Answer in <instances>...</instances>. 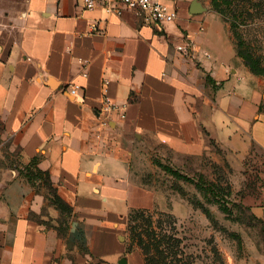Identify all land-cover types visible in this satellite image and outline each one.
Instances as JSON below:
<instances>
[{
	"label": "crops",
	"instance_id": "0c3cea01",
	"mask_svg": "<svg viewBox=\"0 0 264 264\" xmlns=\"http://www.w3.org/2000/svg\"><path fill=\"white\" fill-rule=\"evenodd\" d=\"M163 1L175 9L164 24L82 0H0V264H70L67 251L76 264H145L119 226L143 144L188 154L204 128L242 158L264 149V75L211 1L197 13ZM188 42L191 56L176 48ZM103 79L123 118L99 111Z\"/></svg>",
	"mask_w": 264,
	"mask_h": 264
},
{
	"label": "rangeland",
	"instance_id": "374dc122",
	"mask_svg": "<svg viewBox=\"0 0 264 264\" xmlns=\"http://www.w3.org/2000/svg\"><path fill=\"white\" fill-rule=\"evenodd\" d=\"M222 7L238 25L227 22L230 38L236 41L237 31L264 64V0H230ZM209 18L223 26L222 19ZM226 35L223 29L225 41ZM201 131L199 149L188 154L153 139L130 157L121 240L139 250L145 264H264V149L252 144L242 158ZM66 257L76 264L73 253Z\"/></svg>",
	"mask_w": 264,
	"mask_h": 264
},
{
	"label": "built area",
	"instance_id": "2783aa9c",
	"mask_svg": "<svg viewBox=\"0 0 264 264\" xmlns=\"http://www.w3.org/2000/svg\"><path fill=\"white\" fill-rule=\"evenodd\" d=\"M83 6L85 8H93L98 4L103 5L105 11L120 13L123 8H128L134 11L136 14L141 16L142 20L145 22L154 23H167L175 17V9L171 8L163 0H82ZM93 27L96 25L93 24ZM176 48L186 55H193L192 47L190 43L178 44ZM107 83L106 79L102 81V100L99 111L103 113L104 116L116 112L120 118L125 116V110L117 102L113 101L109 96L106 95V88L104 85ZM79 85L76 83H70L69 91L75 94ZM107 123V120H104Z\"/></svg>",
	"mask_w": 264,
	"mask_h": 264
},
{
	"label": "trees",
	"instance_id": "16d2710c",
	"mask_svg": "<svg viewBox=\"0 0 264 264\" xmlns=\"http://www.w3.org/2000/svg\"><path fill=\"white\" fill-rule=\"evenodd\" d=\"M226 2H230V0H211L213 8L220 14L221 18L226 22H230V27L232 29H235L238 26L237 23L229 21L224 14L222 4H225ZM234 33L236 35V41H234V43L237 55L243 59L245 65H247L253 73L264 75V64L261 61L260 54H256L251 51L248 44L244 41V39L239 35L237 31H234ZM164 168L177 176H184L185 179L193 180L192 178L187 177L186 175H181L180 173H178V171L168 166H165ZM199 178L201 180H204V175L202 173H199ZM195 184L198 185L200 183L197 182ZM210 184L213 183L211 182Z\"/></svg>",
	"mask_w": 264,
	"mask_h": 264
},
{
	"label": "water",
	"instance_id": "95a60500",
	"mask_svg": "<svg viewBox=\"0 0 264 264\" xmlns=\"http://www.w3.org/2000/svg\"><path fill=\"white\" fill-rule=\"evenodd\" d=\"M204 9V7L201 5L199 0H191L189 4V11L191 13H197ZM124 260V259H123ZM120 264H123L121 261H119Z\"/></svg>",
	"mask_w": 264,
	"mask_h": 264
}]
</instances>
